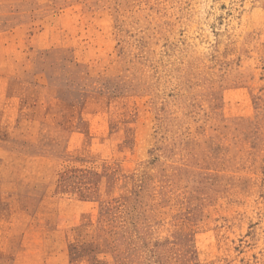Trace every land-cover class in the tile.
Returning <instances> with one entry per match:
<instances>
[{"label":"rangeland","instance_id":"374dc122","mask_svg":"<svg viewBox=\"0 0 264 264\" xmlns=\"http://www.w3.org/2000/svg\"><path fill=\"white\" fill-rule=\"evenodd\" d=\"M0 264H264V0H0Z\"/></svg>","mask_w":264,"mask_h":264}]
</instances>
